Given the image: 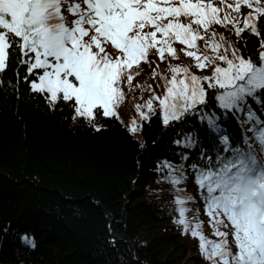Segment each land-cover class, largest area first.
Wrapping results in <instances>:
<instances>
[{
    "label": "trees",
    "instance_id": "16d2710c",
    "mask_svg": "<svg viewBox=\"0 0 264 264\" xmlns=\"http://www.w3.org/2000/svg\"><path fill=\"white\" fill-rule=\"evenodd\" d=\"M260 23L264 31V20ZM216 31L245 58L256 61L255 36L245 32L241 40L234 29L217 26ZM179 56L160 62L151 55L153 63L142 64L131 87L124 86L117 118L97 117L100 131L82 118L74 123L69 104L59 102L53 109L32 93L23 80L25 69L18 64L0 76V264H208L198 238L176 223L180 217L175 199L192 197L184 205L189 209L186 218L203 222L204 234L216 238L190 166H206L201 152L213 159L229 157L230 152L221 151L223 134L230 148L259 150L251 129L261 125L245 118L250 105L264 121V92H257L259 103L247 98L241 105L244 113L219 109L215 93L209 91L207 104L180 122L165 127L158 110L149 114L150 122L141 120L136 106L147 113L146 102L165 93L159 65L169 77L170 65L176 64L191 66L196 75H211V70L197 71L182 52ZM153 71L160 75L153 78ZM201 115L212 116L220 131L209 129ZM132 121L140 125L136 134L128 131ZM187 135L193 148L175 143ZM183 155L189 159L183 160ZM166 163L176 175L183 171L181 184L169 182Z\"/></svg>",
    "mask_w": 264,
    "mask_h": 264
},
{
    "label": "snow or ice",
    "instance_id": "6c2138e0",
    "mask_svg": "<svg viewBox=\"0 0 264 264\" xmlns=\"http://www.w3.org/2000/svg\"><path fill=\"white\" fill-rule=\"evenodd\" d=\"M262 20L264 0H0V76L18 64L25 69L23 80L32 93L41 95L53 109L59 102L69 104L74 120H87L100 131L97 117L117 118L124 86L131 87L142 64L153 63L151 55L163 62L179 60L182 52L197 71L211 70V75H196L191 66L170 65L171 76H160L164 95H153L146 102L147 113L136 106L141 120L150 122L149 114L158 110L165 127L180 122L207 104L209 91L215 93L219 109L244 113L241 105L247 98L259 103L257 92H264ZM217 26L234 29L241 40L245 32L255 36L256 61L245 58L216 31ZM152 75L160 74L153 71ZM200 119L207 120L209 129L220 131L212 116ZM245 119L261 125L251 130L264 151V121L250 105ZM139 128L133 121L128 131L134 134ZM219 142L224 145L221 151L231 153L229 157L213 159L201 152L206 166H190L216 238L204 234L203 222L186 218L189 209L184 205L192 197L176 196L180 217L176 223L185 234L198 238L208 264H264V160L250 151L230 148L227 134ZM175 143L195 146L190 135ZM165 167L169 182L181 184L183 171L176 175L170 163ZM24 241L35 246L28 237Z\"/></svg>",
    "mask_w": 264,
    "mask_h": 264
},
{
    "label": "rangeland",
    "instance_id": "374dc122",
    "mask_svg": "<svg viewBox=\"0 0 264 264\" xmlns=\"http://www.w3.org/2000/svg\"><path fill=\"white\" fill-rule=\"evenodd\" d=\"M243 12H244V14L246 15L247 12H248V10H247L246 8H244V9H243ZM144 67H145L144 69H147L146 66H144ZM158 67H159V71H160L161 74H165V73H166V69H165L162 65H159ZM118 107H119V105L117 106L116 110L118 109ZM80 119H81V118H77V119H75V120H74V123H77ZM131 125H132V126H129V128H130V127H133V121H132ZM134 134H136V133H134ZM195 255H196V252H195L194 250H192V251H191V256H195Z\"/></svg>",
    "mask_w": 264,
    "mask_h": 264
},
{
    "label": "water",
    "instance_id": "95a60500",
    "mask_svg": "<svg viewBox=\"0 0 264 264\" xmlns=\"http://www.w3.org/2000/svg\"><path fill=\"white\" fill-rule=\"evenodd\" d=\"M103 212H104V214L105 215H107V211H106V209L103 207ZM108 232H109V239L111 240V241H113L114 240V238L110 235V231L108 230Z\"/></svg>",
    "mask_w": 264,
    "mask_h": 264
}]
</instances>
